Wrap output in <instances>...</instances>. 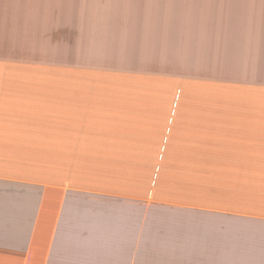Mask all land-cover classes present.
<instances>
[{
  "label": "crops",
  "instance_id": "obj_1",
  "mask_svg": "<svg viewBox=\"0 0 264 264\" xmlns=\"http://www.w3.org/2000/svg\"><path fill=\"white\" fill-rule=\"evenodd\" d=\"M0 264H264V0H0Z\"/></svg>",
  "mask_w": 264,
  "mask_h": 264
}]
</instances>
